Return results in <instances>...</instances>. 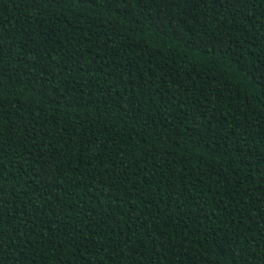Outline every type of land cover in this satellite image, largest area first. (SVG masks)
<instances>
[{
	"label": "trees",
	"instance_id": "obj_1",
	"mask_svg": "<svg viewBox=\"0 0 264 264\" xmlns=\"http://www.w3.org/2000/svg\"><path fill=\"white\" fill-rule=\"evenodd\" d=\"M0 264H264V0H0Z\"/></svg>",
	"mask_w": 264,
	"mask_h": 264
},
{
	"label": "snow or ice",
	"instance_id": "obj_2",
	"mask_svg": "<svg viewBox=\"0 0 264 264\" xmlns=\"http://www.w3.org/2000/svg\"><path fill=\"white\" fill-rule=\"evenodd\" d=\"M138 2H140V3L142 2V3H143L144 0H138ZM225 42H226V41H223V40L220 41L221 45H223ZM243 43H244L243 38H241L240 40L237 41V44H239L240 46H242ZM113 86H114V85H113Z\"/></svg>",
	"mask_w": 264,
	"mask_h": 264
}]
</instances>
